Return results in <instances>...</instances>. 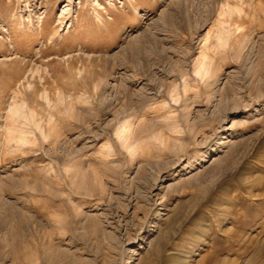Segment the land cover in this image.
Segmentation results:
<instances>
[{
	"label": "rangeland",
	"instance_id": "1",
	"mask_svg": "<svg viewBox=\"0 0 264 264\" xmlns=\"http://www.w3.org/2000/svg\"><path fill=\"white\" fill-rule=\"evenodd\" d=\"M0 264H264V0H0Z\"/></svg>",
	"mask_w": 264,
	"mask_h": 264
},
{
	"label": "bare ground",
	"instance_id": "2",
	"mask_svg": "<svg viewBox=\"0 0 264 264\" xmlns=\"http://www.w3.org/2000/svg\"><path fill=\"white\" fill-rule=\"evenodd\" d=\"M13 96V95H12ZM15 101V100H14ZM9 112L13 119L16 118V119H19V117H22L23 119L24 118H28L30 117V114L28 115V111L26 112L27 109H25V104L22 103V104H18L17 102H14L10 107H9ZM11 117V118H12ZM10 118V119H11ZM31 118V117H30ZM29 120V118H28ZM19 139V138H18ZM20 140V139H19ZM25 142V141H24Z\"/></svg>",
	"mask_w": 264,
	"mask_h": 264
}]
</instances>
